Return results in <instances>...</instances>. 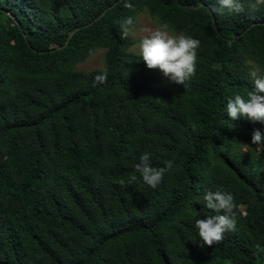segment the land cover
Instances as JSON below:
<instances>
[{"label":"trees","instance_id":"16d2710c","mask_svg":"<svg viewBox=\"0 0 264 264\" xmlns=\"http://www.w3.org/2000/svg\"><path fill=\"white\" fill-rule=\"evenodd\" d=\"M118 1L0 0V264H264V124L226 111L264 74V5ZM145 11L200 41L187 87L121 38ZM99 49L102 70L76 69ZM143 153L173 162L155 189ZM207 190L232 194L236 226L200 247Z\"/></svg>","mask_w":264,"mask_h":264},{"label":"clouds","instance_id":"9594fccd","mask_svg":"<svg viewBox=\"0 0 264 264\" xmlns=\"http://www.w3.org/2000/svg\"><path fill=\"white\" fill-rule=\"evenodd\" d=\"M123 6L132 9L133 5L128 0H121ZM218 14L225 10L230 13H243L245 11L241 0H218ZM264 5V0H250L252 10H257ZM135 20L132 16L123 19L120 24V36L127 39L135 29ZM139 42V56L150 70H159L170 82L187 87V82L195 75L197 62V49L200 41L186 35H170L168 25H162L156 30H146ZM252 90L247 93V98L236 95L227 102L226 111L232 120L244 117L253 123L264 124V74L250 72ZM104 73L96 78L97 81H106ZM251 144L264 147V133L254 129L251 135ZM172 161L165 167H153L150 154L143 153L136 171L143 182L155 189L162 182L165 173L172 168ZM132 181L137 177L132 176ZM203 206L215 213L207 215L206 219H197L195 228L200 237V247L213 246L223 241L225 233L234 231L236 220L234 216V198L231 193L207 190L202 197Z\"/></svg>","mask_w":264,"mask_h":264},{"label":"rangeland","instance_id":"374dc122","mask_svg":"<svg viewBox=\"0 0 264 264\" xmlns=\"http://www.w3.org/2000/svg\"><path fill=\"white\" fill-rule=\"evenodd\" d=\"M247 1L250 2V0ZM135 25V29L130 35V37L135 41V44L130 48V51L135 54H139V42L144 35L148 34V31L146 30H156L157 28H160V26L148 15L146 11L138 16ZM168 31L170 35H179L172 30ZM104 54L105 51L103 49L97 50L84 63L78 65L76 69L82 72L102 70L104 68Z\"/></svg>","mask_w":264,"mask_h":264},{"label":"water","instance_id":"95a60500","mask_svg":"<svg viewBox=\"0 0 264 264\" xmlns=\"http://www.w3.org/2000/svg\"><path fill=\"white\" fill-rule=\"evenodd\" d=\"M121 0H119L118 2H116V3H114L112 6H110L108 9H111V8H113L114 6H116L119 2H120ZM177 3L178 4H180V2H179V0H177ZM105 12L106 11H104L98 18H97V20L98 19H100L104 14H105ZM72 36V34L70 35V37ZM68 43V42H67ZM67 43L63 46V47H65L66 45H67Z\"/></svg>","mask_w":264,"mask_h":264}]
</instances>
